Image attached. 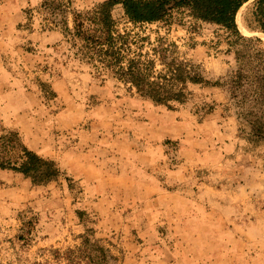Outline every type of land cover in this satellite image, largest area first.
Listing matches in <instances>:
<instances>
[{"label": "rangeland", "instance_id": "obj_1", "mask_svg": "<svg viewBox=\"0 0 264 264\" xmlns=\"http://www.w3.org/2000/svg\"><path fill=\"white\" fill-rule=\"evenodd\" d=\"M48 1L0 0V136L60 170L36 184L0 168V264H264V148L246 138L264 114L243 99L258 85L235 83L246 42L180 9L133 26L117 4L127 60L206 81L169 109L98 75L73 36L114 0ZM250 4L236 29L264 48Z\"/></svg>", "mask_w": 264, "mask_h": 264}, {"label": "trees", "instance_id": "obj_2", "mask_svg": "<svg viewBox=\"0 0 264 264\" xmlns=\"http://www.w3.org/2000/svg\"><path fill=\"white\" fill-rule=\"evenodd\" d=\"M248 3L251 4L243 15L244 25L253 33L264 34V0H114L90 16L88 20L94 27H87L85 21L76 16L73 36L85 44L86 58L96 66L98 75L103 76L106 73L129 85L130 91H135L156 104L175 109L174 103L184 104L187 100L185 84L188 79L195 84L206 81L192 75L184 77L178 74V69H173L169 76L160 74L152 77V62L144 64L141 58L136 57L127 60L132 36L130 32H117L113 8L121 4L124 19L133 26L155 24L176 9L187 10L194 18L220 25L246 42L244 49L236 53L240 68L237 80L234 81L240 85L237 89L241 90L243 84L249 86L247 81L258 85L253 90L249 89L251 87L243 90V99L254 106L259 105L264 114V48L255 47L262 41L258 38H245L236 29L237 15ZM53 4L54 2L46 0L43 6L49 7ZM247 71L250 76H247ZM176 82L181 83V87H177L174 84ZM232 96L236 97V91ZM246 138L252 149L264 148V124L256 121ZM0 168L27 175L36 184L46 183L60 175L54 161L28 150L18 135L12 132L0 136ZM89 242L87 238L84 245Z\"/></svg>", "mask_w": 264, "mask_h": 264}, {"label": "bare ground", "instance_id": "obj_3", "mask_svg": "<svg viewBox=\"0 0 264 264\" xmlns=\"http://www.w3.org/2000/svg\"><path fill=\"white\" fill-rule=\"evenodd\" d=\"M243 8L240 10V13L242 12ZM240 13H239V17H240ZM237 19V26H238V29L243 33V34H248L247 31L244 29L243 25H242V21H241V18ZM264 41V34L263 33H260L258 34Z\"/></svg>", "mask_w": 264, "mask_h": 264}]
</instances>
